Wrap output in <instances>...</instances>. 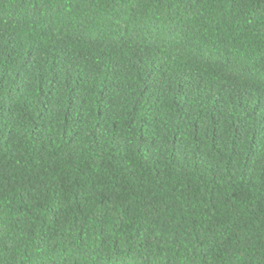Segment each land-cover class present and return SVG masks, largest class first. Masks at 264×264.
I'll use <instances>...</instances> for the list:
<instances>
[{
    "label": "trees",
    "instance_id": "16d2710c",
    "mask_svg": "<svg viewBox=\"0 0 264 264\" xmlns=\"http://www.w3.org/2000/svg\"><path fill=\"white\" fill-rule=\"evenodd\" d=\"M0 264H264V0H0Z\"/></svg>",
    "mask_w": 264,
    "mask_h": 264
}]
</instances>
